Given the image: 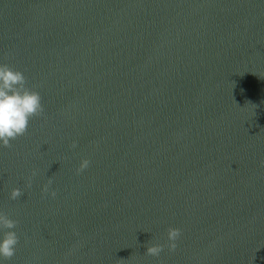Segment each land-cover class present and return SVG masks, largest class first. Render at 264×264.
<instances>
[{
	"label": "water",
	"instance_id": "95a60500",
	"mask_svg": "<svg viewBox=\"0 0 264 264\" xmlns=\"http://www.w3.org/2000/svg\"><path fill=\"white\" fill-rule=\"evenodd\" d=\"M0 64L44 106L0 264H264V0H0Z\"/></svg>",
	"mask_w": 264,
	"mask_h": 264
},
{
	"label": "clouds",
	"instance_id": "9594fccd",
	"mask_svg": "<svg viewBox=\"0 0 264 264\" xmlns=\"http://www.w3.org/2000/svg\"><path fill=\"white\" fill-rule=\"evenodd\" d=\"M44 113V106L40 93L27 86V78L20 70H16L8 64H0V145L12 147V141L25 135L28 131L30 121L35 117H40ZM76 144L73 143V147ZM90 161L84 159L77 172H82L88 168ZM37 175V170H33L27 180V187H31L32 178ZM52 181L43 188V193L49 192ZM23 195L20 188H14L10 192V199L16 200ZM51 196L55 197L56 192L52 191ZM17 221L10 218L6 213L0 212V229L5 230L3 238L0 239V257L10 260L16 252L19 243V236L14 230ZM181 235L178 228L168 229V248L174 251L177 247L176 241ZM165 245L155 244L147 246L145 254L159 256Z\"/></svg>",
	"mask_w": 264,
	"mask_h": 264
}]
</instances>
